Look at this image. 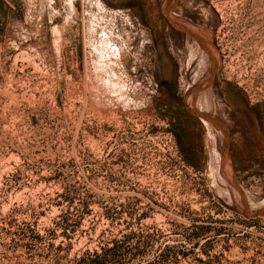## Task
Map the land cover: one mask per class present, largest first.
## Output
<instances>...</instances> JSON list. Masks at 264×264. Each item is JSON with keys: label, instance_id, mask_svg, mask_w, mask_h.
Masks as SVG:
<instances>
[{"label": "rangeland", "instance_id": "rangeland-1", "mask_svg": "<svg viewBox=\"0 0 264 264\" xmlns=\"http://www.w3.org/2000/svg\"><path fill=\"white\" fill-rule=\"evenodd\" d=\"M138 1L0 0V264H264V0H203L258 110L229 157L179 146Z\"/></svg>", "mask_w": 264, "mask_h": 264}, {"label": "flooded vegetation", "instance_id": "flooded-vegetation-1", "mask_svg": "<svg viewBox=\"0 0 264 264\" xmlns=\"http://www.w3.org/2000/svg\"><path fill=\"white\" fill-rule=\"evenodd\" d=\"M138 5L144 23L153 19L159 101H167L168 93L179 126L191 129L183 137L185 144L176 132L181 149H193L194 130L201 127L211 133L218 149L242 150V135L257 119L258 110L220 77L215 21L207 4L203 0H139Z\"/></svg>", "mask_w": 264, "mask_h": 264}, {"label": "bare ground", "instance_id": "bare-ground-1", "mask_svg": "<svg viewBox=\"0 0 264 264\" xmlns=\"http://www.w3.org/2000/svg\"><path fill=\"white\" fill-rule=\"evenodd\" d=\"M217 55V54H216ZM225 151V150H224ZM223 151V152H224ZM225 157V156H224ZM221 166H222V168H226V170H227V172L229 173V172H231V167H232V165H231V163L229 162V161H227L226 159H224L223 158V160H222V162H221ZM229 183H230V185H231V187H232V189H234L237 193H236V195L238 194V189H236V187H238L237 186V183H236V181H235V178H234V176L231 174L230 175V178H229ZM236 184V185H235ZM239 188V187H238Z\"/></svg>", "mask_w": 264, "mask_h": 264}, {"label": "water", "instance_id": "water-1", "mask_svg": "<svg viewBox=\"0 0 264 264\" xmlns=\"http://www.w3.org/2000/svg\"><path fill=\"white\" fill-rule=\"evenodd\" d=\"M225 142H226L227 147H228V137H226ZM228 152H229V151H228V148H226L225 151H224V153H225V155H227V156L229 157V153H228ZM235 185H236V184H235ZM237 186H238V185H237ZM236 189H238V190H237V191H238V195L240 196V201H241V203H242V205H243L244 210H245V211H246V210L249 211V210H248V206H247V201H246V199H245L243 193L241 192L240 188L236 187ZM262 213H264V210L259 211V212L256 213V214H262Z\"/></svg>", "mask_w": 264, "mask_h": 264}]
</instances>
